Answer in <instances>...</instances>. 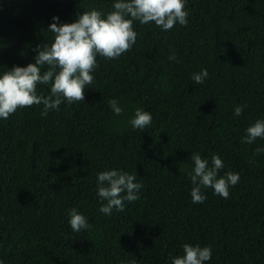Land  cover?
<instances>
[{
  "label": "trees",
  "instance_id": "obj_1",
  "mask_svg": "<svg viewBox=\"0 0 264 264\" xmlns=\"http://www.w3.org/2000/svg\"><path fill=\"white\" fill-rule=\"evenodd\" d=\"M114 2L0 0V74L35 63L36 48L53 42V17L72 23ZM185 10L187 26L168 31L134 21L131 51L97 57L81 103L0 119L2 264H172L184 244L210 247L206 264H264V152L256 153L264 139L243 142L264 120V0H186ZM204 69L208 77L195 84ZM38 94L50 86L38 85ZM137 108L152 115L143 131L129 123ZM193 153L209 166L218 155L219 176L239 174L227 199L202 188L207 199L192 202ZM112 169L142 187L123 212L105 215L97 174ZM72 208L89 229L71 230Z\"/></svg>",
  "mask_w": 264,
  "mask_h": 264
},
{
  "label": "clouds",
  "instance_id": "obj_2",
  "mask_svg": "<svg viewBox=\"0 0 264 264\" xmlns=\"http://www.w3.org/2000/svg\"><path fill=\"white\" fill-rule=\"evenodd\" d=\"M185 6L186 0H115L113 10L107 13L96 9L84 11L72 23H59V18L53 17L54 22L48 27V31L54 34L53 42L36 48L35 63L26 67L14 66L0 74V119L6 120L18 109L34 105H43L41 116H47L51 110L59 111L65 101L69 105L81 103L85 98V89L94 82L92 73L99 67L97 57L118 59L131 51L137 40L134 21L154 23L164 31L177 24L187 26ZM176 59L174 53L169 55V60ZM208 75L204 69L194 73L192 80L195 84H202ZM38 85H49L50 94H38ZM108 104L114 115L123 114L124 110L117 100L110 99ZM242 112L243 106L234 110L236 116ZM129 123L134 130L143 131L152 124V115L137 108ZM257 138L264 139V120H257L246 129L243 142L251 144ZM261 152L264 149H256V153ZM191 158L194 161L190 176L192 202L203 203L207 199L202 188H211L215 195L227 199L229 188L239 183V174L229 171L219 176L224 164L218 155L212 156L211 166L199 153H193ZM135 179L128 172L116 169L99 172L96 191L102 202L99 211L105 215H111L113 209L123 212L125 201H136L142 185ZM68 215L73 232L91 227L76 208H72ZM183 253L182 256L172 257V264H206L212 256L210 247L200 245L184 244Z\"/></svg>",
  "mask_w": 264,
  "mask_h": 264
}]
</instances>
